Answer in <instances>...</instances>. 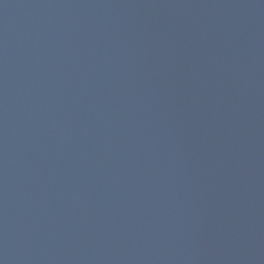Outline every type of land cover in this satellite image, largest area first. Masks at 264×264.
<instances>
[{
    "label": "water",
    "instance_id": "1",
    "mask_svg": "<svg viewBox=\"0 0 264 264\" xmlns=\"http://www.w3.org/2000/svg\"><path fill=\"white\" fill-rule=\"evenodd\" d=\"M0 264H264V0H0Z\"/></svg>",
    "mask_w": 264,
    "mask_h": 264
}]
</instances>
